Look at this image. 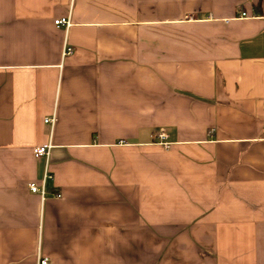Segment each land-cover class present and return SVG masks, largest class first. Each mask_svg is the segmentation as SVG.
Wrapping results in <instances>:
<instances>
[{
	"label": "crops",
	"instance_id": "0c3cea01",
	"mask_svg": "<svg viewBox=\"0 0 264 264\" xmlns=\"http://www.w3.org/2000/svg\"><path fill=\"white\" fill-rule=\"evenodd\" d=\"M39 256L264 264V0H0V264Z\"/></svg>",
	"mask_w": 264,
	"mask_h": 264
},
{
	"label": "built area",
	"instance_id": "2783aa9c",
	"mask_svg": "<svg viewBox=\"0 0 264 264\" xmlns=\"http://www.w3.org/2000/svg\"><path fill=\"white\" fill-rule=\"evenodd\" d=\"M243 15H245V13H243ZM55 23L58 26H61V25L69 26L70 25V19H69V17L58 18V19L55 20ZM72 51H73L72 47H66L65 50H64V53L67 54V53H71ZM56 120H57V118H56L55 115L45 118V121L47 123H49L50 125H53L56 122ZM158 137L161 140H164L165 137H166L165 132L160 131L159 134H158ZM165 144H166V146H169L168 143H165ZM51 146H52L51 144H45V145L36 146L34 148L35 156H37V157L45 156V157L48 158V156L50 154ZM50 178H52V173L49 170V167L47 165L45 173H44V176H43V178L41 180V184L39 185L36 182H31L30 183V189L33 192H39L40 194L44 195L45 194V184H46L47 180L50 179ZM37 264H51V263H50V260H49L48 257L39 256Z\"/></svg>",
	"mask_w": 264,
	"mask_h": 264
}]
</instances>
